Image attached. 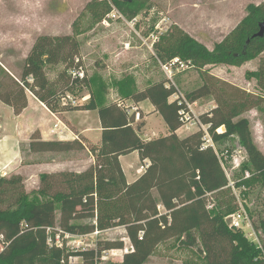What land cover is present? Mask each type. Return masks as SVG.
I'll return each instance as SVG.
<instances>
[{"label": "trees", "instance_id": "obj_1", "mask_svg": "<svg viewBox=\"0 0 264 264\" xmlns=\"http://www.w3.org/2000/svg\"><path fill=\"white\" fill-rule=\"evenodd\" d=\"M101 1L106 3V15L112 6L108 1ZM116 1L129 19L144 9L139 0ZM262 20L264 3L251 4L249 16L223 43L216 44L214 50L187 35L175 39L162 36L163 43L155 44L157 57L163 63L178 57L193 65L216 59L241 62L254 58L264 52V36L254 37ZM78 51L79 43L70 39L54 59L66 64L65 71L52 82L43 71L31 74L25 69L17 81L0 65V75L13 82L9 90L3 89L0 79V100L13 106L17 113L26 107L30 92L54 113L98 110L102 127L100 146L90 148L95 161L82 172L42 173L38 187L30 192L22 186L21 175L0 176V264H74L70 257L81 258L82 264H96L104 251L124 248L123 240H97L95 248L69 250L51 245L48 239L55 240L59 232L85 235L115 227L126 229L133 247L124 254L120 264H145L160 243L177 236H182L180 243L187 247H195L201 241L200 250L206 254L208 264H264L260 258L262 250L256 243L243 231L231 230L226 223L225 217L235 212L238 204L216 151L212 147L202 149L200 130L185 138L177 134L183 127L179 111L186 107L179 103L180 97L170 101L178 88L160 80L139 89L128 77L118 84L122 98L134 102L149 100L168 126L166 135L145 139L142 135L145 121L135 122L134 113H128L119 103H109L100 80L88 79L86 74L83 78L72 76L71 70L82 67V62L76 61ZM248 74L256 78L259 93L204 73L205 82L185 97L195 102L205 96H215L216 106L201 115L202 121L209 124L214 142L220 144L238 137L249 154L250 164L244 163L242 170H249L252 176L237 181L236 189L256 182L264 190V154L255 146L250 122L243 116L253 109L264 112V57L258 69ZM63 76L67 78L65 90L57 93ZM212 79L219 83V88L210 85ZM95 85L96 89H92ZM80 86L90 90L89 100L83 105L62 104V99ZM229 88L233 90L228 91ZM219 127H223L221 132H217ZM83 148L79 138L47 141L33 136L30 143L33 152ZM133 151L139 152L142 162L149 160L150 165L137 180L128 183L119 158ZM154 189L159 200L153 195ZM209 193L215 195V206L211 209L207 206ZM242 193L247 196L246 191ZM160 204L165 213L160 212ZM245 206L252 218V212ZM86 219L92 222H84ZM253 223L261 230L264 245V217H258Z\"/></svg>", "mask_w": 264, "mask_h": 264}, {"label": "rangeland", "instance_id": "obj_2", "mask_svg": "<svg viewBox=\"0 0 264 264\" xmlns=\"http://www.w3.org/2000/svg\"><path fill=\"white\" fill-rule=\"evenodd\" d=\"M70 1L74 2L75 13L73 17L69 16L67 19L68 29H64L69 31V34L60 31L61 33L58 35L39 36L33 47L29 44L32 48L28 50H5L3 47L7 46L0 45V58L9 65L12 71L18 75H21L24 69L31 74H38L43 71L50 81L56 80L58 75L65 71L66 64L57 62L54 59L64 47L66 48L69 40L74 38L79 43V51L76 55L82 62L87 78L100 80L106 92V100L109 103L123 102L124 106L128 105L130 108L132 107L131 103L135 104L133 100H126L118 93V84L125 77L130 78L133 85L139 89L145 88L154 81L166 80L168 85H174L178 88L176 95L182 97L201 86L205 82L203 74L209 73L239 88L259 93L256 78L249 77L248 73L258 69L260 61L264 57V52L241 62H223L217 59L210 60L206 64L196 62L193 65L192 62H188V67L177 72L170 81L162 67L163 62L157 57L155 44L163 43L160 40L162 36L167 38L173 36L175 39L187 35L203 43L208 49L214 50L216 44L223 43L225 38L249 16V6L251 4L260 6L264 3V0H139L143 3L144 9L133 19L125 16L116 0H110L122 17L109 18V25L103 23L106 17L104 15L106 3L101 0ZM105 1L110 3L109 0ZM52 6H55V4H52ZM45 9L47 11L53 10L51 4L46 5ZM181 60L186 62L183 59ZM4 76L0 75L3 89L9 90L10 87H13V82L7 76ZM64 79L67 78L61 77L57 86V93L65 90ZM211 84L213 88L220 87L214 79L210 80ZM92 89H96V85ZM231 90L233 89H228V91ZM73 91V93L68 94L76 101V105H83L90 98V90L85 86L74 88ZM176 95H173L170 101H173ZM190 104H192L194 112L201 117L202 114L210 112L217 103L215 96L209 95L195 102H190ZM0 105V119L7 122L9 128L14 126V121L12 122L11 119L13 109L1 101ZM32 105L30 109L34 107ZM143 107L144 110H148V107H152V103L146 100ZM85 113V110H78L77 112H71L68 117H75L72 118V122L79 125L81 123L83 126L94 124L96 121L99 122L97 111L91 110V113ZM243 115L250 122V130L255 146L264 154V112L260 113L257 109H253ZM61 117L65 121L62 115ZM36 119V114L28 113L24 121L18 123L16 130L25 132L31 127H35ZM141 120H144V115H142ZM148 122L149 125L142 131L143 138L154 139L164 136L168 132V126L160 113L157 115L150 114ZM68 123L72 124L71 121ZM196 127L194 126L192 129L181 127L179 137L185 138L194 133L198 130ZM152 130L156 131L154 135ZM31 134V131H27L22 139H18L16 142L19 146H12L8 150H3L4 152L1 151L0 142V171L8 177L14 174L21 175L24 179L22 186L26 191L30 192L38 187L39 172L36 169V163L42 160L49 159V161H53L54 159V161L63 164L67 161L71 162L69 167H62L63 171H80L83 169V165L79 166L77 164L80 160H84V156L88 155L89 152L83 153V150L44 152L46 155L37 156L36 152L30 151L29 148ZM98 135L101 137L100 133ZM93 138L95 136H92L89 144L86 143L91 149L100 146L99 142H95ZM217 147L222 166L227 177L229 176V181L231 180L236 184L237 181L242 182L252 176L251 172L250 176H247L246 170H242L244 163L250 164V159L247 150L241 146L238 137H231L224 143L217 144ZM226 151H228V157L226 155L222 156V153ZM239 151L242 152L241 156L245 158V161L241 167L233 169V156L237 155ZM41 156L46 159H42ZM10 161L14 165L11 164L12 162L8 163ZM124 162L130 175L137 171L144 172V170H140L142 162L135 156L127 157ZM236 190L240 200L247 204L252 212L253 221L257 220L258 217H264V190L259 183L243 184L241 189L237 188ZM242 190L247 192V196H244ZM153 195L156 200L160 199L156 189L153 190ZM232 195L235 196L236 200V195L234 193ZM214 197V194H207L209 209L215 206ZM159 210L163 213L166 212L161 204ZM59 214L58 211L57 216ZM84 222L88 223L92 220L86 219ZM80 239L85 241L89 248H95L97 240H123L124 248L104 251L96 264H120L123 261L124 254L129 250H133L132 243L124 227L104 230L99 235L64 238L66 248L73 250L75 242ZM181 239L182 236H177L160 243L145 264H208L206 254L200 250L201 241L195 247H187L181 245ZM71 263L82 264L83 262L81 258L77 257L72 259Z\"/></svg>", "mask_w": 264, "mask_h": 264}, {"label": "crops", "instance_id": "obj_3", "mask_svg": "<svg viewBox=\"0 0 264 264\" xmlns=\"http://www.w3.org/2000/svg\"><path fill=\"white\" fill-rule=\"evenodd\" d=\"M73 3L74 2L73 1L71 2L70 0H0V45L7 46V47H3V49L5 50L6 49L28 50L33 47L39 36L50 35V34L58 35L61 33L60 31L67 32L66 34H69L70 32L65 31L64 29H68L67 19L69 18V16L71 17L74 16L75 8L73 6ZM48 4H51L53 10L47 11L45 9V6ZM52 4H55V6H52ZM66 34H62V35H66ZM33 35H38V36L35 37ZM29 44H31L32 47H30ZM0 65L3 68H5L17 81H19V75L14 71H12L9 68V65L6 64L1 58H0ZM0 101L3 104H6L2 100ZM145 102L146 100L141 102L133 101V103L135 104L132 103L130 104L132 105V107H136L139 110L141 116L144 115V120L147 121L145 122V126L142 128V131H144L149 125L148 121L150 114H156V115L158 114V112L155 111V107L153 106V104L151 108L148 107L149 108L148 110H144L143 104ZM6 105L10 106L13 109V115L11 116L12 117L11 119L12 122L14 121L15 125L10 126L9 128L7 122H4L2 119H0V122L2 123L0 125V130H1L0 142L2 148L1 151L6 149L8 150L12 146H16V145L19 146L18 143L16 144L18 139H22L23 135L27 131H31L32 134L29 139V148L31 141L33 140V136L37 138L40 137L42 140H47V141L74 140L79 138L84 145V148L81 150H83V153L89 152V154L85 155L84 160H80L79 163L77 164L79 166L83 165V169L80 171L73 170L75 172L84 171L88 166H90L95 161V158L91 153L90 148L88 147L87 144H89V142L92 140V136H95V138L93 139L95 140V142H99L100 144L101 137H99L98 135L99 133L101 134L102 131L100 119L99 122L96 121V123L91 125L83 126L81 125V123L80 125L75 124L72 122V118L75 117L69 118L68 116L71 112H77L78 110L62 111V112L54 113L45 105V103L40 101L34 94L30 92L27 93V105L21 112L17 113L13 106L9 104ZM31 105L34 106L32 108L33 110L30 109ZM85 111H86L85 114L91 113V110H85ZM93 111L98 112V110H93ZM28 113H31L32 115L36 114L37 122L35 124V127H31L29 130L25 132H22V130L21 131L16 130L18 123L24 121V119L28 116ZM61 115L65 118V121L62 120ZM69 121H71L72 123L71 125L70 123H68ZM138 121L139 120L135 119V122ZM179 130L177 131L178 135H179ZM152 132L153 135L154 133H156V131L154 130H152ZM43 154L46 155V153L44 152H36L37 156ZM129 156H135L140 161L141 159L138 151H133L132 153H129L127 155H121L119 158L128 183H132L139 178L142 172L137 171L132 175L128 173L124 160ZM41 158L46 159L44 158V156H41ZM11 162L12 161L8 163ZM70 163L71 162L67 161L66 163L63 164L61 162L54 161V159L53 161H49V159H46L37 162L36 169H38L39 172L38 177L42 173L60 172L62 170V167H69L71 165ZM11 164L14 165L13 162ZM15 164H17V162H15Z\"/></svg>", "mask_w": 264, "mask_h": 264}, {"label": "built area", "instance_id": "obj_4", "mask_svg": "<svg viewBox=\"0 0 264 264\" xmlns=\"http://www.w3.org/2000/svg\"><path fill=\"white\" fill-rule=\"evenodd\" d=\"M110 1V0H109ZM110 4L112 6V10L106 14V17L103 20L104 24H108L109 25V18H119L122 17V15L120 14V12L113 6V4L110 1ZM77 62H80L81 60L77 57L76 58ZM189 64L183 62L182 60H180L178 57L172 59L169 62L166 63H162V67L163 69L166 71L168 80H172L173 76L185 69L186 67H188ZM71 74L73 77H77L79 76L80 78H83L85 76V70L83 67H81L79 70H71ZM176 95V94H174ZM176 98H178V96H175ZM175 98V99H176ZM72 104V105H76V101H74L71 96L68 94L66 97H64L62 99V104L66 105V104ZM180 104H184L186 107L182 108L179 113H180V121L183 124V127H186L187 129H192L194 128V126H197L196 128H198V130L203 132V137H202V149L208 148V147H212L216 153L218 154V156L220 157V153L217 147V144L214 142L210 131H209V124L204 123L201 119V117L196 114L194 112V110L192 109V104H190V102H188V100L186 99L185 96L180 97ZM119 105H123L124 103H119ZM128 113H134L135 114V119L136 120H140L141 115L139 110L136 107H131L126 105L124 106ZM222 131V127H219L217 129V132H221ZM224 155H228V151H226L225 153H222V156ZM242 155V152L239 151V153L237 155H234L233 157V161H232V168L233 169H237L239 167H241L242 163L245 161V158ZM228 157V156H227ZM150 165V161L149 160H145L141 166H140V170H146ZM247 174V176H250V171L246 170L245 172ZM2 175H6L4 172L0 171V176ZM229 177V176H228ZM229 186L232 188L233 193L236 195V203L238 204V208L235 212L228 214L225 217L226 223L228 225V227L231 230L234 231H243L246 236L252 240L254 243H256V245L258 246V248H260L262 250V254H261V259L264 261V245H263V241H262V232L261 230H257L254 226L253 223V219L251 218V216L249 215L245 203L242 202L240 200V196L237 193L236 190V186H235V182L233 181H229ZM49 231H52L51 229ZM101 233V231L96 230L95 232L91 233V234H85V235H99ZM85 235H75V234H70V233H65L64 235H62L61 232H59L57 234V237L55 240H53L52 237H50L48 239V242L53 245L55 244L56 246L60 247V248H65V240L64 238H70V237H84ZM89 248V246L85 243V241H83L82 239L77 240L73 246V250H85ZM75 257H70V261L72 259H74Z\"/></svg>", "mask_w": 264, "mask_h": 264}, {"label": "water", "instance_id": "obj_5", "mask_svg": "<svg viewBox=\"0 0 264 264\" xmlns=\"http://www.w3.org/2000/svg\"><path fill=\"white\" fill-rule=\"evenodd\" d=\"M122 1H125V2H131L133 0H122ZM264 36V20H262L260 23H259V30L258 32H256L254 34V37H263Z\"/></svg>", "mask_w": 264, "mask_h": 264}]
</instances>
